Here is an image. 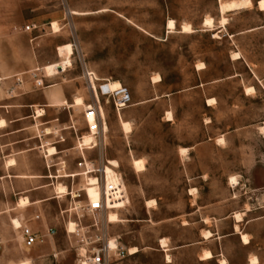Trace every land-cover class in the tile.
<instances>
[{
	"label": "rangeland",
	"instance_id": "374dc122",
	"mask_svg": "<svg viewBox=\"0 0 264 264\" xmlns=\"http://www.w3.org/2000/svg\"><path fill=\"white\" fill-rule=\"evenodd\" d=\"M251 1L226 12L223 25L219 0H0L5 78L0 80V106L4 98L23 96L36 110L46 111L27 124L23 148L11 150L19 152L9 158L17 166L1 169L0 151V264L27 258L31 264H75L82 239L94 236L93 225L99 222L84 207L88 198L99 200L102 194L100 186L87 184V175L96 174H82L83 158L105 163L108 184L122 183V174L127 195L115 197L107 212L118 213L121 221L108 223L107 214L101 220L111 240L120 236L126 249L140 248L139 264H166L160 239L171 235L179 244L192 241L200 212L221 218L264 205V87L246 95L248 67L232 60L241 52L264 73V10L261 0ZM207 17L213 18V27L204 25ZM169 19L176 22L170 32ZM55 21L59 31L52 27ZM31 23L38 28L26 31ZM185 23L194 31L182 32ZM86 67L98 78L104 123L98 145L81 151L78 137L94 136L86 121L88 105L96 102ZM235 73L243 76L231 77ZM38 79L44 84L38 86ZM109 80L128 89L131 99L125 107L100 93L99 86ZM76 97L83 104L73 106ZM120 116L131 123L130 132L125 133ZM51 146L58 153L48 156ZM133 156L144 160V170H135ZM74 173L79 175L60 177ZM9 174L13 177H4ZM231 176L238 184L230 183ZM58 182L70 195H57ZM23 196L30 205H17ZM147 200L156 205L148 207ZM195 210L200 211L198 223L189 217ZM15 218L39 232L37 244L26 243L22 228L14 227ZM70 221L79 223L74 233L68 232ZM188 222L194 228L182 227ZM251 228L264 241V226L255 220ZM227 247L240 264L245 250L237 243ZM179 256L181 264H196L193 249Z\"/></svg>",
	"mask_w": 264,
	"mask_h": 264
},
{
	"label": "crops",
	"instance_id": "0c3cea01",
	"mask_svg": "<svg viewBox=\"0 0 264 264\" xmlns=\"http://www.w3.org/2000/svg\"><path fill=\"white\" fill-rule=\"evenodd\" d=\"M35 24V23H31ZM30 25V24H28ZM236 36V35H234ZM241 53V52H240ZM242 57L240 59H232L234 62H242L245 63L248 67L247 75L249 77L246 78V82L244 83V93L246 94V87L253 86L256 89L259 88V85L264 87V73L260 72L258 66L254 63L255 68H253L252 64L253 62L250 61V58L242 54ZM247 70V69H246ZM3 69H0V80H3L5 78H2ZM17 75V74H16ZM19 76V75H18ZM243 76L242 73H235L231 75V77H241ZM255 92V93H256ZM248 95V94H246ZM253 95V94H250ZM248 95V96H250ZM3 104L0 106V119H4L7 123L5 127L0 128V151L3 154V161L2 168L1 169H9L16 165L7 166V162L10 160L9 158L14 156V154L18 153H12L13 147L15 148H23L25 145V141L27 140L25 137V129L27 124L32 123L33 121H36L38 118L36 116V109L34 108L36 106L35 103H31L27 98L23 96L19 97H12V98H4L2 100ZM44 106H49V103L46 102ZM43 117V116H42ZM40 137V136H39ZM15 139V140H14ZM55 147V146H51ZM56 148V147H55ZM57 149V148H56ZM12 150V151H11ZM23 151V149H22ZM48 152V149L46 150V153ZM58 153V150H57ZM56 153V154H57ZM55 155V154H54ZM8 159V160H7ZM14 159V158H11ZM16 160V159H15ZM77 174V173H74ZM73 174H65L60 177H74L71 176ZM4 176V175H3ZM4 177H13L12 175H7ZM1 177V178H4ZM16 178L24 177V178H44L42 175H16L14 176ZM53 177V176H52ZM60 182L57 183V185ZM63 184V183H60ZM55 185V189L56 186ZM65 185V184H63ZM66 186V185H65ZM68 188V187H67ZM60 195V194H57ZM70 195V191L68 189V194ZM72 195L74 198L75 192H72ZM264 202V200H262ZM18 203V202H17ZM31 202L29 203V205ZM257 212V215H254L255 217H251L252 213ZM200 211L195 210L194 212L189 214V217H192L196 223H198V216ZM244 212V220L241 222H237L235 219V213L236 211H231L227 215L217 218L215 216H212L211 212H200L199 216V222L200 226L197 228V231L195 232V238L190 241L187 244H179L177 240L171 236L168 235L164 238L168 241V251L165 249V247L161 244V239L159 241V251L163 253L164 259L166 264H181L180 263V256L181 253H186V251L193 249L195 252L194 260L196 264H222V260H226L225 264H235L233 261V255L231 252H229V249L227 247V243H233L238 246H240L243 250H245L246 254L243 257V260L240 264H252L250 262L251 256H256L259 260L258 264H264V241L258 237L259 234H254L251 223L252 221H259V224H262L264 226V205H261L257 207L255 210L252 208H243L242 211ZM209 217V222H206V216ZM224 223H229V228L227 230H221L220 225ZM195 224V223H193ZM236 224L239 226V230L236 229ZM182 227L189 228L193 227L190 222L187 224H182ZM204 230H210L212 231V236L210 238H205L203 236ZM249 236V242L246 243L243 240L244 234ZM264 233V232H263ZM205 250H209L212 253V257L208 259H204L201 255ZM141 251V250H140ZM139 253V252H138ZM134 254L133 259L136 260V255ZM167 255H171V261L166 260L168 257ZM137 261V260H136Z\"/></svg>",
	"mask_w": 264,
	"mask_h": 264
},
{
	"label": "built area",
	"instance_id": "2783aa9c",
	"mask_svg": "<svg viewBox=\"0 0 264 264\" xmlns=\"http://www.w3.org/2000/svg\"><path fill=\"white\" fill-rule=\"evenodd\" d=\"M38 26L36 24H30L25 27L26 31H33L37 29ZM86 77L88 79V84L92 88L95 95V103L88 105L86 110V121L88 125V132L93 133L96 138V144H92L90 148L96 147L98 144L99 134L102 131V126L104 123V116L101 113L100 101L98 99L99 93L98 89L93 86L92 78H97L94 72H91L86 67L85 70ZM98 81V80H96ZM107 82V81H106ZM105 82V83H106ZM105 83L99 86L100 93L102 95L112 96L116 101L115 104L118 108L123 107L122 104H127L130 101L131 96L127 88H122L121 92H110L104 89ZM38 86L44 84L42 79H38L36 81ZM115 96H118L116 99ZM125 106V105H124ZM89 115H93L94 121L89 120ZM42 133L39 135L40 137ZM83 136L78 137V140H82ZM79 149L84 150L83 147L79 143ZM86 147V146H84ZM85 170L82 174H92L95 173L97 178L99 179V186L101 188V198L99 200H90L88 198V203L84 207V210L87 211L89 215H91L95 220H99V222H95L93 226H96L97 233L94 236H90L89 239L84 237L82 239V245L77 250V259L75 264H139L135 259H133L134 254H131L129 249H126L124 245L120 242V236L114 237V240L117 242L115 247L110 245L111 237L108 233L107 223L106 225L103 223L101 219L106 216L107 212L111 207V203L114 202L115 197H125L127 195V190L123 188V177L122 174L119 173L122 183L118 184H108L106 181L105 175V163L99 161L98 163L90 162L83 158V160L79 164ZM73 210V209H72ZM72 215V212L69 211ZM76 213V212H75ZM40 215H36L35 219H40ZM99 223L101 226H99ZM77 227H79V223L76 222ZM22 236L25 239L28 245H35L39 240V232L35 231L29 225L22 226ZM52 231V230H50Z\"/></svg>",
	"mask_w": 264,
	"mask_h": 264
},
{
	"label": "bare ground",
	"instance_id": "6f19581e",
	"mask_svg": "<svg viewBox=\"0 0 264 264\" xmlns=\"http://www.w3.org/2000/svg\"><path fill=\"white\" fill-rule=\"evenodd\" d=\"M220 2V9H221V13H222V24L223 25H226L228 23V18L225 16L226 12L228 11H235V10H238V9H241L242 7H246V6H250L252 5V1L251 0H231V1H228V0H219ZM259 6L261 8V10H264V0H261L260 3H259ZM70 13L71 14H86V13H79L77 11H74V10H70ZM204 25L207 26V27H213L214 24H213V18L211 17H207L205 19V22H204ZM52 27L54 30L56 31H59L60 30V24L58 23V21H55L52 23ZM176 29V22L175 20L173 19H169L168 21V31H173ZM182 32L184 33H191L194 31V29L192 28L191 24L190 23H185L183 26H182V29H181ZM242 57L241 53L239 52H236L233 54V58L235 59H240ZM65 66H67L69 64V61H65L63 63ZM199 67H202L203 68V64H200ZM157 81H160L161 80V77L160 76H157L155 77ZM96 80H98V78H92V81H93V86L96 87ZM108 81V80H107ZM123 88V85L120 81L118 80H109L108 83H106L104 85V89L105 90H108V91H112V92H121ZM97 90V89H96ZM255 91V88L253 86L251 87H247L246 88V92L247 93H253ZM213 101V99H209L208 100V103H211ZM83 98L82 97H76L75 100H74V103H73V106H76V105H81L83 104ZM126 104H122L123 107H125ZM123 107H120L123 108ZM119 109V110H120ZM101 113L104 115V111L103 109L101 108ZM46 114V111L43 109V108H38L36 110V116L37 117H42ZM168 117H171L170 113H168ZM120 122H121V125L125 131V133H128L130 132L131 128H132V125L130 122L128 121H124L123 118L120 116ZM6 125V121L4 119H0V128L1 127H4ZM262 129L264 130V127H262ZM223 138H221L219 140V142H223ZM96 142L94 136H91V135H84L83 136V139L80 141V145L82 147L86 146V147H90L92 144H94ZM187 150L185 148L181 149V152L182 153H185ZM57 153V149L55 147H49L48 148V156H52L54 154ZM12 165H16V160L15 159H10L8 162H7V166H12ZM133 166L135 168L136 171L140 172L142 170L145 169V163H144V160L143 159H138L136 157L133 156ZM79 175L78 173L77 174H73L71 176H77ZM230 183L231 184H238V179L236 176H231L230 177ZM87 184L89 186H99L100 182H99V179L97 178V176L93 175H87ZM57 193L58 194H68V188L67 186L63 185V184H58L57 185ZM195 189L191 190V191H194ZM30 203V199L29 197L27 196H23L20 198L19 202L17 205H19L20 207H25L26 205H28ZM114 203V202H113ZM146 204L148 207H152V206H155L156 205V201L155 200H147L146 201ZM112 207V205H111ZM244 215L245 213H241V212H236L235 213V219L237 222H241L244 220ZM107 222L108 223H117L119 221H121L118 213L116 212H110L107 214ZM13 224H14V227L16 229H19L22 227V222L20 221V219L18 218H15L13 219ZM67 228H68V232L70 233H74L77 231V224L76 222H73V221H70L68 222V225H67ZM236 229L239 230V226L236 224ZM244 234V233H243ZM212 231L210 230H204L203 231V236L207 239V238H210L212 236ZM243 240L244 242L248 243L249 242V237L248 235L244 234L243 235ZM161 244L163 247H165V249L168 251V241L166 238H162L161 239ZM110 245L112 247H115L117 245V242L112 239L111 242H110ZM129 251L131 252V254H136L138 252H140V248L137 247V246H132L131 248H129ZM171 255H167L166 257H168V259L166 260H170L171 261ZM204 259H208V258H211L212 257V253L211 251L209 250H205L203 252V254L201 255ZM222 264H225L226 263V260H222L221 261ZM250 262L252 264H258L259 263V260L256 256H251L250 258ZM17 264H31V260L30 259H24L20 262H18Z\"/></svg>",
	"mask_w": 264,
	"mask_h": 264
}]
</instances>
